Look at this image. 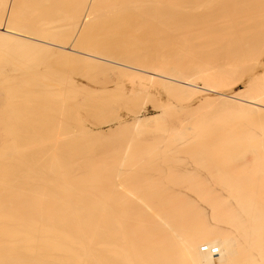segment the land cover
Wrapping results in <instances>:
<instances>
[{
  "label": "bare ground",
  "instance_id": "bare-ground-1",
  "mask_svg": "<svg viewBox=\"0 0 264 264\" xmlns=\"http://www.w3.org/2000/svg\"><path fill=\"white\" fill-rule=\"evenodd\" d=\"M22 1L23 0H0V28L2 27L0 29L2 30L0 31V54H5L2 55V57L10 55L14 51V49L19 48V46L25 47L30 50L32 49L33 52H35L38 51V49L40 51L42 49L49 50L48 47L42 43L45 40L46 43L47 39H49L50 42H53L52 39L53 40L60 39V41L63 39L64 42L66 41V38H68L69 40L70 36L68 37L67 35L64 38L66 32H64V34L63 32H61L62 30L64 31V29L61 28L64 25V23H61L62 25L60 26V29H62L60 31L62 33L61 37L63 35L62 39L59 37L60 32L58 33V31H56L55 28L56 26H58V24L55 25L54 23L55 22L60 23L64 20L69 21L68 19L72 18L74 14L77 15V11L80 8L86 10L85 3L86 1L88 2L89 0H76V1L71 0L70 2L65 0L64 1L37 0L39 2L38 4L39 6L36 4L38 3L37 1L34 3L31 2L32 6L36 5L38 9L40 7L39 11H41V13H39L40 14L39 17L38 16L36 17L37 10H35L36 8H34V6L33 7L30 6V4L25 5L27 6V7L24 6L25 9L28 8V5L31 7V11L32 9H34V12L31 13L35 14L34 16L35 18L32 17L33 16L32 14L30 17H32L34 20L37 19L36 23L40 25V27H43L42 29L39 26H37V24L33 19L31 20L30 18V20L28 19L29 21L26 20L25 17L27 18V15L23 17L25 15L23 14L24 10H21L19 4L24 5V2L26 0H24L23 2ZM125 1L127 0H124L123 2ZM133 1L131 3L132 4L134 3L133 4L134 7L136 6L135 4L138 3L136 7L137 9H139L140 6L142 7L148 6L145 4L148 0H140L139 2L138 0L136 1L133 0ZM162 1L164 0H160L161 3H163ZM170 1L171 0H165L164 3L165 4L166 2L167 4L171 3L172 5L171 4L170 5L172 7L179 0L177 2L176 1L173 2L174 0L171 2ZM189 1L190 0H186L185 3L186 2L188 3ZM192 1L193 0H191L190 2L193 7L194 1L193 3ZM197 1L195 0V2L197 3H199L200 1L203 3L204 0L203 1L197 0ZM104 2L106 5L104 4ZM109 2L112 4L111 1ZM118 2H116L115 8L113 5L114 10L117 13L119 12L126 13L125 11L127 10L126 7H130L131 4L129 3L130 1L128 2V6L127 5L125 6L122 0L120 1L122 3L119 2L120 5H118ZM102 3L104 4L103 6L106 9L109 7V10L110 12H112V14L115 13V11L112 10L113 8L110 6L111 4L109 3L110 5H107L106 0H91L90 5L89 6L86 5L88 6L87 10L89 14L87 15V17L88 16L91 17V14L94 15V17L98 13L101 15L100 12H102L101 10L103 9ZM150 3H149L150 7H148L147 9L149 8L151 9V12L150 9L148 10L151 14L148 12L143 13V15L145 14L149 20L148 21L145 17L146 23L149 24V26L150 25L153 26V23L155 24V22H158L159 24L156 23V26L155 25L153 27L150 26L152 28L151 30L148 27V25L145 23V21L142 20V18L144 19L145 15L142 16L140 14V18L142 17L141 18V21H143L142 24L145 23L144 27L146 26L145 28L147 29L149 28L148 34L153 35L152 36L153 38H149L148 36V40L152 39L156 41L157 46L160 43L165 46L163 47V45L160 44L162 46V50L160 45L158 46V48L159 47L160 48L159 49L157 48L160 52L159 56L161 57V55H163L162 52H164L167 49L166 48L167 45H168L167 46L168 49L170 50L169 46H171L172 43L167 44V42L169 41L168 36H170L171 32L175 33L176 32L175 30H177V28H175V25L177 27L179 22H182V20L178 21L176 19V17L180 19L179 15L175 16V14H179L178 11L180 10L177 9L178 10L177 13H175L174 11V13L171 14V15L174 14L173 16H169L168 14H165L167 12L165 11V13L163 12L161 14V15L165 14V16L162 17L159 16L160 15L159 13H161L165 8L168 9L170 6L165 7L163 10L161 8H156L158 10L159 9L161 10V11L159 10L158 12V10H156L153 5H150ZM187 3L186 6L189 5V3L188 5ZM197 3H195V5L199 9L201 7V11L202 8L204 7L203 8L204 10L202 12L204 13L205 16H207V17L204 16L205 20L206 18L207 20H209V18L211 19V16L209 15L212 16L214 15L213 17L216 19L222 15H225L224 16L225 18L223 17L224 19L227 20L229 18L231 20L230 21L228 19L229 23L224 21V24L228 23L231 25L229 26L231 27L230 33L229 32L228 33L229 35L232 34V36H236L237 38L236 40L239 41L237 42L240 44V47L242 46L243 48H247V47L253 48L254 45V51H253L254 54H258L262 49H264V0H205L204 3H206V5H204V3L203 4L202 3L197 4ZM72 5L73 7H71ZM161 5L163 6V4ZM195 5L194 7H196ZM151 6L153 7V9ZM180 6L179 9H181V7L183 8V6L181 7ZM19 8L21 11L19 10ZM77 8L78 10L76 11ZM186 8L185 10L183 9V11L186 12ZM171 10L170 13L173 12ZM127 11L129 12L130 10L128 9ZM138 11L139 12L142 11V8H140V10ZM152 11H154V13H152ZM205 11H208V13L207 12L205 13ZM105 12L107 14H111L107 10H105ZM130 12L128 14H130ZM20 13L23 15H21ZM154 14H156V16ZM197 14L199 15V12L198 13L196 12V15L195 14L194 15L197 16ZM219 14H220L219 17L215 16ZM19 15H21L22 17ZM102 15L100 17H102V21H103L104 19ZM132 15H137V14L133 13ZM99 16L95 18L99 19ZM180 16L182 19L185 15L180 14ZM186 16L190 17V15L188 14ZM186 16H185V20H188V22L185 21L186 23L189 22L191 23L194 20V18L192 20H190V18L187 19ZM75 17H73V19L77 18ZM168 17L169 19L173 17L172 20H174L175 18V21L173 22L175 25L170 22L171 20L168 21L169 20L167 19ZM197 17H196V21H197ZM213 17H212L213 22H216ZM157 18L160 21H154V20H158ZM165 18L167 20H165ZM90 19L92 20V18ZM97 20L96 22H98ZM150 20L152 21V23ZM176 20L178 22H176ZM203 20L204 19H202L201 21ZM133 21L134 20H132V22ZM136 21L138 23L137 27L134 26L137 25ZM162 21H165V23L164 22L162 23ZM25 22L28 23L30 22V26L32 27L29 26L30 27L29 28ZM92 22H90L91 25H93ZM160 22L163 25L164 24L166 25L164 26L160 25ZM205 22L203 21L202 23H204L205 25ZM213 22L211 21L208 23L209 24L211 23V26H214L213 28H215L216 24L212 25ZM118 23L120 24L121 22ZM129 23L131 24L130 26H132L133 24V27H136L134 28L135 30L138 28L136 31H138L140 28H141L140 30H142L143 28V26H139L140 21H138V19H136L135 22L133 23L131 22ZM53 24L55 25V27ZM66 24H70V23H66ZM97 24L99 28L100 25L99 23ZM169 24L172 25L173 27L172 29H174V31L169 30L171 28V26H167ZM183 24L181 23L180 25H183L186 28L187 26H185L184 21ZM189 24H186L189 27V29L187 27L188 30H190V27L192 26V25L190 26ZM194 24L196 25L195 22L193 23V25ZM103 25L104 24H102V26ZM157 25L162 26L161 29L160 28L158 29L159 26L157 27ZM219 25L222 24L219 23ZM36 26L39 27V29H37ZM211 26L209 25L208 29H211L212 28ZM33 27H35L37 31L34 29V32H32ZM164 27L166 28L168 27L169 29L167 28L166 30V28L164 29ZM198 27L200 26H197V28L195 26L196 29H198ZM205 27L207 28V26ZM226 27L225 29H227ZM237 27H240L242 30L239 28L238 30ZM84 28H86V24ZM183 28L180 29L183 31ZM195 28L191 29V33L193 30L196 31ZM219 28L217 29L219 30ZM232 28L238 30V32L234 29L233 31ZM75 29H77V27ZM134 29L133 31H135ZM217 29L215 30L213 29V30L216 31ZM157 30L158 31L160 30L161 33L160 31L158 33ZM162 30H164L166 33H170L169 35H165L168 39L163 36L165 32L163 31L162 33ZM213 30H211V32ZM231 30L234 33L233 32L231 33ZM143 31H147V30L143 29ZM188 32L190 31H187V33ZM208 32L210 33V31ZM68 33L71 35L70 31H68ZM137 33L138 32H136V34ZM156 33L161 34L158 36L163 37L160 38L161 41L164 40L163 42H165V39H167L168 41L166 40V43H162L159 41L158 43L157 42L158 40H155L157 38V35L154 34ZM181 33L179 34L181 35ZM194 33L192 34L194 38L198 37L197 34L201 35V33L199 32L196 33L197 36L194 35ZM145 34L147 35V33ZM57 35L58 37H56ZM174 35L172 34L171 36L174 37ZM180 35L178 36L180 37ZM210 35H213V33L209 34V36ZM178 36L175 39H177ZM185 36L183 37L185 38ZM188 36L191 37L190 40L194 39L191 35ZM183 37H181L182 39L180 38L179 39L188 41L190 43L189 40H186L187 38L184 39ZM199 37H202V35ZM216 37L214 38L215 40ZM172 39L175 40L174 38ZM218 39H220V37H218ZM63 40L61 42H63ZM143 41L145 42L146 40L144 39ZM192 41L191 43L194 42ZM94 42L93 44L92 43L90 44L95 45ZM146 42L150 44V40ZM205 42L206 41H204V43ZM207 42L210 43L212 41H207ZM217 42L218 41H216V43ZM231 42L235 43L233 39ZM78 43H80V41ZM191 43L188 44L186 42L185 44H188L190 46ZM216 43L214 42L212 43V45ZM218 43L221 44L222 41ZM250 43L251 44L253 43V45L251 46ZM90 44H88V46ZM153 45H152L153 49H151L150 47L149 50L151 53L154 50L153 54L158 55ZM243 45H245L246 47H244ZM83 46H87V44ZM230 46L231 45H228L227 48L229 49ZM240 47L238 46L236 47V49ZM242 47L240 48V50L242 49ZM128 48L129 47H127L126 49ZM130 49H133V47ZM168 49L167 51H165L167 54L164 52V54L166 55H163L164 56L163 61H168L169 59L171 60L172 58L174 59L176 57V56L173 57V55L171 54L172 52L169 54ZM234 49L235 48H233V50ZM94 50L96 51L97 49ZM106 50H108V48H106ZM116 50L115 52L113 50L111 51L112 53L110 57L108 55L110 54V52L106 51L108 53L107 54L108 57L111 58L113 56L112 55L113 52L115 53L116 56L117 54L120 55L121 51L120 53H116ZM128 50L125 52V54L128 52ZM89 51L87 53H89ZM234 51L233 53L236 52ZM250 51L252 52V49ZM97 52H101V50ZM106 52L104 53L102 52V53L106 54ZM87 53L85 56H87L88 59L90 58L91 60H93V62H95L94 61L95 56H93V54L91 55L89 53L90 54L89 55ZM151 53H149V55ZM65 54L68 55L67 53ZM70 54L71 53H69V55ZM168 54L171 57L168 56L169 58H167L168 60H166ZM107 55H106V59H107ZM115 55L112 57V59L117 58L115 57ZM12 56H14L13 53L10 55L8 63H11L12 65H10V67L14 68L18 65L17 64L18 62L16 61L17 59H14L15 56L14 58ZM134 56H136L138 59L136 57L135 59ZM134 56L133 58H131V55H128V58L130 57L129 59H131V61L130 60L125 61L128 59L126 55L125 60H121L122 58H119L120 60L118 62L112 59L109 60V62H111L112 64L127 66V67H129V65H133L134 66L133 68L136 70H139L137 67H141L147 70L150 67H152V65L149 64L150 63L149 58H147L149 63L147 62V59H144L145 55H143L144 57L140 59L138 55H134ZM159 56H152L151 61H153L154 57H155V61L153 63H155L156 60L157 62L162 61V59ZM156 57L159 58L156 59ZM77 58H79L78 55ZM142 59H144L146 63H143ZM210 59H215V58L211 57ZM138 60L140 61V63H138L139 62ZM79 61L81 62V59H79ZM83 62H87V61H85L84 59ZM209 62L210 63H206L207 67H211V69L206 68L208 69V71L206 69H203L204 70L203 73H200L202 71L201 69H200L201 71H197L195 69L194 73L196 74L194 73L191 74L192 77L194 75L193 78H188L186 76L184 78L185 74L180 73L182 76L181 77L176 76L175 78H177V80L174 81H178L180 83L187 84L188 86H193V87H196V85H194L196 81H201L203 87L207 88L210 92H215L217 88L224 87L225 84H227L223 82L224 80L223 77L227 79L228 76H227V72L222 71L224 69L221 70L219 68L221 66L217 67L218 64L214 65L212 63L214 67L220 70V71L217 70L214 71L215 68L212 67L213 65H209L213 61H209ZM87 63H89V61ZM104 65L106 66V64ZM100 67L102 68V66ZM212 69L213 71L210 73ZM196 71L199 73H197ZM224 73H226V75H224ZM8 74H10V72H6L4 76L8 77L9 76ZM27 76H29L28 80L30 81L29 82L30 84L27 82L29 84L27 85L30 86L27 95L23 94V88L22 87L20 88L19 84L16 85L14 83L13 85L15 87L12 88V84H11L10 91L11 94L14 93L15 96L14 94H12L11 97L9 96L4 97L0 92V99H1L0 100V131L3 130L5 132L7 129L8 131H10L11 128H14L11 129L10 131L11 134L10 133L8 134L12 135L13 133L14 135L16 133L18 135V132L20 130L21 132L25 130L24 133L26 134L23 135V133L20 132L22 135L17 136V139L20 136L23 137L26 136V139L23 137L22 138L20 137L19 139L22 140V144L17 146V148L21 146V148H18L20 151L12 150L13 147L15 148V149L13 148L14 150L17 149L16 145L13 146L14 144L13 143L12 144L13 147L10 149V152L12 150L13 152H19L20 154L23 155L24 152L26 153V151L30 150L31 153H34L36 155L34 156V160L31 159L33 162L35 161V164L30 165L31 162H29V164H26V166L29 165L30 168L28 166H27L28 169L26 167H25L26 169L23 168L25 171L21 170L23 166L17 165L19 168H16L17 166L15 165V163L17 164V161L15 159L17 157L13 159V162L10 161L12 162L11 164L14 165V166L12 165V167H14V169L15 168L18 169L17 170L18 172H15L13 171L14 169L12 167L11 168L13 170L9 169L10 167L8 168V170L11 171L10 174L15 176L12 179L17 180V183L16 182L14 183L12 181L10 182L8 180L10 179V177H12V176L10 177L6 176L7 175L6 173L10 175L9 171L6 170L7 172L4 173L3 170L2 171L0 170V173L3 172L4 174H6V175L3 174L4 175L3 176L1 175L2 174L1 173L0 176H2V178L0 177V179L3 178L5 179L6 177L7 178L5 179L6 182L9 181L11 183V184L6 183V185H9L10 187L9 189H7L8 187L4 185L5 182L3 180L0 182V186L3 184V187H1L0 190V197L2 196L1 194L5 192L6 195H8L7 194L8 190L13 189V186L15 184H18V180L21 181L23 179L22 182L24 181L22 185L20 184L21 182L19 181L20 182L19 185L14 186L13 191L15 190V187L16 190H18L17 192H15V194L17 193V198L10 199L11 197L10 195H9L10 197L8 196L7 198L6 195L4 194L3 196L5 198H0V264H211L209 260L207 261L201 260L200 255L198 253V245L201 243L202 237H206V236L207 238H209V240H212L213 242L216 243L217 247L214 248L215 251L214 253L212 252V254H216V251L219 252L218 255L220 257V264H264V142L262 141L264 139L261 140L262 138L261 136L264 137V132H262L264 131V115H262L263 117L258 116L260 117L259 119L257 117L256 119L255 116H253L255 118L256 128L258 129L259 127L260 128L259 131L263 134L260 136L261 138L258 136V138H260L259 139L260 144L256 143L251 145V144L242 143L246 141L248 137H250L251 141L252 139L253 141L257 140L256 137L257 134L256 136L252 135L255 134L254 130L250 136L249 135L246 136L245 132L240 133L238 132V130L236 131V129L233 128L229 129L230 131H227L225 129H221L217 127L214 128L209 127L207 129L200 130L193 136H189L188 131L184 132L185 136L181 135L182 133L177 134V135H181L179 137L181 138L183 137L182 139L184 140L186 139V141L190 140L191 137L192 138L197 137L200 141L203 140L201 141V143L203 142L202 145L199 144L201 147H203L202 149H205L206 143L208 144L206 146V149L203 150V152H201L202 151L201 147L199 148L198 146H196V148L192 147L195 148L193 149V151L191 150L192 154L190 155L193 160L192 161L190 159V161L191 163L192 162L193 163L192 164L188 163L189 164L188 166L191 165L192 167H188L187 165H185L186 162H190L186 160L184 161L185 163L182 162V164H180V166L183 167L179 168L180 166L178 164L181 162V160L179 161V163L178 161L175 160L177 164L175 161H173V163L175 162L173 164L170 161L171 159L174 160V158H168L167 156L164 157L163 155H161L162 153H160V151L157 148L147 147L148 149H146V147L143 148L142 146H138V148L134 150V152L132 153V156L122 159V157H125L127 155L129 150L128 148H130L128 146L125 147V149H123L120 152L121 155L118 160H115L113 162L112 161L107 162L101 169L95 168V165L94 166L88 165L90 167L88 166L80 167L76 161L72 160L73 157L71 156L72 153L70 154V156L69 154L66 153L68 150H74L75 152L78 151L75 149H77V147L79 146L76 145L77 142H75L76 144H74L77 147L72 144L73 143L72 139L74 138H72L73 137L72 135L70 137V135L67 134L69 130H67L64 127V124H66V121H64V119L66 118L65 120H67V124L69 120L67 119L68 116L66 117L64 115H68L70 107L72 106L70 104L71 103L70 101H73L71 100L72 98L71 95H74L73 94L74 90L72 89L73 86L70 84V82H68L71 81L72 79L66 82H65V80H67L66 78L63 81L62 79L60 81L56 79L53 80L54 81L53 83H44L42 79L44 78L42 77L43 75H38L35 73L30 75L28 74ZM134 77L138 78L139 76L134 75ZM221 77H222L221 79L222 81H220ZM14 79L15 77L12 79L13 82ZM69 85H71L72 90L68 88L70 87ZM171 85L170 86L168 85L169 89L170 87H172L169 91L175 92L176 94H180V95L182 93L186 95L193 94L197 91L188 87L179 86L172 83ZM70 91H72V94L70 93ZM242 97L243 95L240 98H235L236 99L235 101H227V102L222 101L221 112L223 114H230V113L254 114L255 113L257 115L259 114L261 115L262 113H264L262 112L264 111V82H256L253 89L249 93H247L243 98ZM22 100L24 101L28 100V101L27 102L25 101L22 104L21 103ZM25 103L26 104L29 103L28 106H26ZM68 104L71 106L68 107ZM51 105L53 108L51 107ZM73 105L75 106V104ZM47 107H49L47 110L48 112L45 114L46 111L44 110ZM27 110L30 111L27 112L28 115L26 114ZM256 112H258L259 114ZM29 113H30V117L26 118L25 116H29ZM48 114H50V116L52 115L49 118V120H47ZM36 115L38 116V118H35ZM69 115L71 117V114ZM62 116L65 118H63ZM61 117L65 123L62 122ZM141 122L142 121L139 120L135 123V125H139ZM65 126L67 127V125ZM69 126H71V124ZM15 127H18L17 128L18 131L15 130ZM2 133L3 132H1L0 134V139L3 141L2 142L0 140L1 152H3V150L6 149V148L2 149L3 148L2 145H4L7 142V139L12 138V137L8 138V136L10 135L6 134L7 133L6 132L4 133L5 134L4 137L5 142H4L2 138L3 136ZM31 133L32 134L37 133L35 136L36 139L33 137L34 135L33 136L31 135ZM37 136H40L39 142H36L38 141ZM201 137H203V139ZM15 138L16 137H14L13 139ZM29 138L33 142H30ZM65 138L69 139V142H66L67 145H65L66 143L62 142L63 139L65 140ZM23 140L25 145H23ZM204 140L205 141L207 140V142H205ZM16 143L18 144L19 142L17 141ZM10 146L8 147L10 148ZM23 146L24 147L27 146V149L25 148L24 150V148H22ZM66 147L69 149H67ZM65 148L67 149V151ZM192 148L190 147L189 150ZM197 148L199 151L197 150ZM39 149H43V151H40ZM6 150L9 152L8 149ZM34 150H39V151H37V153L32 152ZM7 151L5 154L4 151L0 155L2 156L3 154L6 155L8 153ZM40 152L43 154H41ZM38 153L40 154V157H38L39 156ZM75 154L77 155V153ZM31 157H33L32 154ZM160 159L163 165L165 163V166H167V167L164 166L163 167L164 169H162L163 166L162 163L159 164V162H161ZM25 160L27 161L30 159H25ZM18 161L20 162V160ZM153 162L155 163V165L156 162L158 163L159 169L158 168L156 169L157 166L154 167ZM6 163L10 164L8 162ZM20 163L22 164V161ZM108 163L110 164L108 165ZM201 166L205 169H203ZM149 167L151 169L153 168V170H151ZM200 167L202 171L200 170ZM165 168H167V170L165 173H163L165 171ZM26 170L28 172H26ZM157 170L159 171L157 172ZM199 170L201 172L206 170L204 174L208 175L206 178L208 182L207 180L204 179L206 175L205 176L201 175L200 180L204 179L203 181H206L207 183L205 182L202 184L203 181L202 182L198 181V184H194V182L197 181L198 177H200V174H202L200 173ZM30 171L31 174L33 173L32 174L33 177L31 175H29V177L31 176L30 178L25 177V174L26 176H28L27 174H30ZM153 171H156V173H154ZM97 172L102 173L103 175L101 174V176L103 177L101 178V176H99L100 174H98L96 177L95 173ZM197 174L199 176L196 179L194 178L195 181H192L193 180L192 177L197 176ZM16 175L17 176L20 175V176L16 178ZM211 177L214 178V180H212ZM26 178L27 180H24ZM31 178H33L34 180ZM97 178H99L101 181L98 180ZM191 178H192L191 181L193 183L188 182ZM29 179L32 180L33 182L30 181ZM184 180H186V182ZM209 180L210 181L212 180L214 182L209 183L210 182ZM28 181H30L32 184H30ZM25 182H28L26 184L27 188H29L28 184L33 186L32 187L29 185L30 186L29 189L33 190V191L29 190L33 192V193L30 192L32 194V195L30 194L32 196L31 199L30 198L27 199V196H29V194L28 195L24 194L26 196L25 199L24 197L21 198L23 193L22 195H19L20 197H18V192L20 191V189H22L21 187H23L21 191L27 190L24 189L26 188L24 187L25 185H23L25 184ZM182 182L183 183L188 182L189 184L188 183L187 184L189 186H187L186 184H184L183 187L182 185H178L180 183L183 184ZM117 184H119V186L121 187L118 193L116 191ZM10 192L14 193L12 192V190H10L8 193ZM15 194L14 196L13 194H11L12 197H15L16 196ZM96 195L98 198L96 197Z\"/></svg>",
  "mask_w": 264,
  "mask_h": 264
},
{
  "label": "rangeland",
  "instance_id": "rangeland-1",
  "mask_svg": "<svg viewBox=\"0 0 264 264\" xmlns=\"http://www.w3.org/2000/svg\"><path fill=\"white\" fill-rule=\"evenodd\" d=\"M36 1L37 0H26L24 2V5L19 4V7H21V10H24L23 14H25V15L23 17H25L27 15V18L25 17L26 20H28V19L30 20V18L32 20L33 19L32 17L35 16L34 13H31V12H34V9H32V11H31V7L30 6H32L31 4L36 2ZM65 1H69L70 2L71 0H65ZM90 1L91 0H89L88 2L86 1V3H85L86 10L83 9V8L82 9L80 8L81 10L80 9L78 10V8H77L76 11L77 10L79 11V12L77 11V15L74 14V16H72V18L68 19L69 21H67V20L65 21L64 20L66 23H70V24H66L64 21H62L60 23L55 22L54 23L55 25L58 24V26H56V27L53 24L54 27L56 28V31H58V33L62 29H64V31L62 30L61 32H63V34H64V32H66V34L64 35V38L68 35V37L70 36L69 40H68V38H66V41L64 42V40L62 39L63 35L61 37L62 33L60 32L59 33V35H60L59 37L63 40V42H61L62 40L60 41V39L59 40H56V39L53 40L52 39L53 42H50V40L47 39L48 43L47 42L45 43L46 40L44 42H42L43 44H45L48 47L49 50H47V49L43 50L42 49L40 51L38 49V51L33 52L32 49L30 50V49H27L25 47H20L19 46V48L14 49V51L12 50L13 51L12 53L14 54L15 58H14V56H12V57L14 59H17L16 61L18 62L17 63L18 65L16 67H14V68L10 67V65H12L11 63H8L9 57H10V55L12 53L10 55H8V56H5V57H2V55H5V54H0V92L2 93V95L4 97L5 96L11 97L12 94H14V93L11 94V91H10L11 90V87H10L11 84H12V88L15 87L13 85V83L16 84V85L19 84L20 85L19 87L23 88V94L27 95L28 91L30 89V86H28L30 84L29 83L30 81L28 80L29 76H27L28 74L30 75V74H35L36 73L38 75H43L42 77H44V78H42V79H43L44 83H53L54 82L53 80H56V79H58L59 81L62 79V81H63L66 78L67 80H65V82L72 79L71 81H68V82H70V84L73 86L72 89L74 91L75 90L76 91L75 92L73 91L74 95H71L72 96L71 100H73V101H70L71 102L70 104L72 106L68 104V107L71 106L70 110L68 109L69 113H68V115H64L66 117L67 116L70 117L69 114H71L70 118L67 117V119H69L68 120V124H67V120H65L66 118L63 117V116L62 117L65 118L64 121H66V124H64V127L67 130H69V132L68 133L66 132V133L68 135H70V137L72 135L73 136L72 138H74V139L71 138L73 140V143L72 142L71 143L74 145V144H76L75 142H77L76 145H79L80 149H79V146L77 147L76 145H74V146L77 147V149H75V150H78V151H76V152L74 150H68L67 151V149H69L67 147H66L67 149L65 148L67 152L65 150L64 151L67 154H69V156L72 153L71 156L74 157V158L72 157V160L76 161L80 167H85V166H88V165H93V166L95 165V168L101 169L107 162H109V161L113 162L115 160H118L120 155H121L120 152L123 149H125V147H127V146L130 147V148H128L129 150H128L127 155L125 157H122V159H125V158H128V157L132 156V153L134 152V150H136L138 148V146H142L143 148L146 147V149H148L150 147L151 148L155 147V148H157L160 151V153H162L161 155H163L164 157L167 156L168 158H174V160L171 159V161L168 159L171 163H173V161H175V160L178 161V163H179V161L181 160V162L178 164L180 166V164H182V162H184L186 160L190 161V159L192 160V157L190 155L192 154L193 149H195L196 146H198V148L201 147L200 145H202V143H203V142L201 143V141H203V140L200 141L197 137H193V138L191 137L190 140L186 141V139L184 140V139H182L183 137L181 138L179 136H181V135L185 136V134H184L185 131L189 132V136H193L198 131L203 130V129H207L209 127L210 128L211 127L212 128L217 127V128L225 129L227 131H230L229 129L233 128V129H236V131L238 130V132H240V133H244L245 132L246 136L247 135L250 136L253 133V130H254L255 134H252V135L256 136V134H257V136H256L257 140L254 139L255 141H253V139H252V141H251L250 137H248V139L246 141L242 142L243 144H251L252 145V144L259 143L260 142L259 139L261 137H262L261 140L264 139V137L261 136L263 134L259 131L260 128L259 127H258V129L256 128V122H255V118L257 117L259 119L260 117H258V116H262V115H264V113H262L260 115L259 114L260 111H259V113L256 112V113L259 114V115H257L255 113L254 114H241V113H238V114H236V113L223 114L221 112V109H222V107H221L222 104L221 103H222V101L223 102L235 101L236 100L235 98H240L242 95L244 97L247 93H249L253 89V87L255 86L256 82H264V49H262L260 51V53L254 54L253 53L254 45H253V43L252 44L250 43L251 46L253 45V48L252 47L243 48L241 46L242 49L240 50L241 47H240V44L238 43L239 41L236 40L237 39L236 36H232V34L229 35L230 28H231V27H229L231 25L228 24L229 23L228 22L229 18L226 20V19H224L225 15L220 16V14H219V15H215V16H218V17L220 16L217 19L213 17L214 15L213 16L209 15V16H211V19L213 17L216 22H213V19L211 20L210 18H209V20H207V18L205 20V18H204L205 15L202 12L204 10L203 9L204 7L202 8V11H201V7L199 5L198 6L200 7V9L197 8V6L195 5V3L198 2L197 0H196L197 2H195V0H193L194 1V5L196 6V7H194V5H193L194 8L191 5V2H190L191 0L189 1L190 3L188 2L189 5L186 2L189 7L191 6L190 8L188 6H186V3H185L186 0H184V1L183 0H179V1L178 0H174V1L171 0L173 2H175V1L177 2L178 1L172 7H171V5H172L171 3L167 4V2H169V1L166 2V4H167L166 5L164 3L165 0L162 1L163 3H161L160 0H158V1L157 0L156 1L155 0H148L147 2L145 1L146 2L145 4L148 5V6L145 7L144 4H143L144 7L140 6L139 9L136 8L137 5H138L137 2H135L137 4H135L136 6L134 7L133 6L134 3L133 4L131 3L133 0H129L130 2L127 0L129 3H131L130 7H126L127 10L129 9L131 11V12L129 11L130 14H128L129 12L127 10H125L126 13H123L122 11H121L122 13H120V12L117 13L114 10V8L116 7V2H118L119 0H116V1L106 0L107 5L111 4L109 1L112 2V4L110 6L113 8V5H114V8L112 10H114L115 13L112 14V12H110V10H109V7L106 9L103 6L105 4V2H104V4L102 3L103 9L101 10L102 12H100L101 15L103 14L102 16H103L104 20L102 21V17H100L101 15L99 13L98 14L100 16L98 14H96V16H95V17L99 16V19L95 18L94 15H92V14H91V17L90 16L87 17V15H89L87 7L90 5ZM123 1L124 0H122V2ZM127 1L123 2V4L125 6L126 5L128 6V2ZM139 1L140 0H138V2ZM153 1L156 2V3H154ZM193 1H192V3H193ZM204 1H203V3H204ZM119 2H118V5H120V3H122V2H120V3ZM150 2H153V3H150ZM182 2L185 3V4H183ZM149 3H150V5H153L155 9L156 8H161L163 10L165 7H168V6H170L168 9L171 10V8H172L171 11H173V12H171V13H170V10H168L167 8H165L161 13H159L160 14L159 16H162V17H164L165 14H168L169 16H173L174 14L173 15H171V14L174 13V11H175V13H177V11L180 10V11H178L179 14H175V16L179 15V17H180V19H178L176 17V19L178 21L182 20V22H179V24L176 23V24H178L177 27L173 23L175 21V18H174V20H172L173 17L170 18V19H169V17L167 18V19H169L168 21L171 20L170 22L175 25V28H177V30H175L176 32L173 33L171 31H168V32H171V34H170V33H166L164 30H162V33H163V31L165 32V34L163 35L164 37H166L165 35H169L170 34V36H168L169 39L166 37L169 41L167 39H165V42H163L164 40H162V41L160 40V38H163L162 36H158V35H161V34H158L160 30L159 31L157 30L158 33L154 34V35H157L158 39L157 38L156 39L154 38V39L158 40L157 41L158 43H159V41L162 42V43H166V40L168 41L167 44L168 43L169 44L172 43L171 46H169L170 50L167 47L168 45L166 46V48L169 50V54L172 52L171 54L173 55V57L176 56L174 59L172 58L171 60L170 59L168 60L167 58H169L168 56H170L168 54L167 57L165 56L166 60H168V61H163V59H164L163 55L167 54L165 52V51H167V49L164 51L166 54H164V52L161 51L163 53V55H161V57H160L159 56L160 52L158 50L160 47L158 48V46L161 43L157 46L156 41H154L152 39H149L150 40V44H148L146 42V41H149L148 40V36H149V38H153L152 37L153 35H149L148 34L149 33V31H148L149 28L152 30L151 27H153L154 25L156 26V23H158V22H155V24L153 23V26L150 25L151 27L149 26V24L146 23V19L148 20V18L146 17L145 14H144L145 15L144 16L143 13L144 12H148V13L151 12L150 8H149L150 12L148 11L149 9H147L148 7H150ZM199 3H202V2L200 1ZM199 3H197V4H199ZM27 4H30V6L28 5V8L25 9V7H27L25 5H27ZM36 4L38 5L39 2L36 3ZM161 4H163V6ZM86 5H88V6H86ZM118 5H117V8H118ZM139 5H140V3H139ZM178 5L179 6L180 5L183 6V8L180 6L181 9H179ZM204 5H206V3H204ZM33 6H34V8H36L35 10H37V12L35 11L38 14V15L36 14V17L37 16L39 17V15H40L39 13H41V11H39L40 7L38 9L36 5H33ZM40 6H41V4H40ZM23 7H24V9H23ZM71 7H73V5ZM111 7H110V9H111ZM186 7H188V8H186ZM140 8H142V11H140L141 13L138 11V10H140ZM175 8H176V10H175ZM185 8H186V12L183 11V9L185 10ZM152 9H153V7H152ZM19 10H20V8H19ZM105 10H107L111 14H107L105 12ZM156 10H158V9H156ZM159 10H158V12H159ZM193 10H194V12H193ZM165 11H167V12L165 13ZM181 11H183V12H181ZM188 11H191L192 13L188 12ZM138 12H139V14H138ZM155 12H157V11H155ZM163 12L165 14L161 15ZM196 12L197 13L199 12V15L197 14L198 17L195 16ZM206 12L208 13V11H205V13ZM133 13H135L137 15H132ZM152 13H154V11H152ZM23 14H21V15H23ZM31 14L33 15L32 17H30ZM140 14L142 16H144V19L142 17L141 18L148 25V27H149L148 29L145 28L146 26L144 27L145 23L142 24L143 21H141ZM156 14H154V15L156 16ZM180 14L181 15H185V16L187 14L190 15V17L186 16V18L187 19L190 18V20H192L194 18V20L192 22L193 23L195 22L196 25L195 24L193 25L192 22L191 23L189 22L190 24L186 23L185 21L188 22V20H185V16L184 17L182 16L183 18L181 19ZM192 14H193V16H192ZM209 14H211V13H209ZM21 15H19V16H21ZM28 15H29V18H28ZM73 17H75L76 19H73ZM119 17H122V18H119ZM145 17H146V19H145ZM196 17H197V21H196ZM205 17H207V16H205ZM226 17H227V15H226ZM90 18H92V20ZM136 19H138V21H140L141 25L139 24V26H143L142 30H140L141 29L140 27H139L140 29L138 31H136L138 28L136 30L134 29V28H136L138 26L137 21H136L137 25H134L136 27H133V24H132V26H130L131 24L129 22L133 23V22H135ZM167 19L165 18V20H167ZM202 19H204L203 20L204 22L206 21L205 25H204V23H202L203 22V21H201ZM26 20H24V21H26ZM36 20L37 19L34 20L35 23H36ZM86 20L88 21V23L90 25L87 23ZM96 20L98 22H96ZM132 20H134V21L132 22ZM177 20H176V22H178ZM34 21H33V23H34ZM101 21H102V23H101ZM154 21H160V20L158 19V20H154ZM183 21L185 23V26L188 27V25H186V24H189L190 26L192 25L193 27L191 26L190 30H188L189 27L187 29V27L185 28L183 26L184 25ZM211 21L213 22L212 25L216 24L215 28H213L214 26H211V23L210 24L208 23V22H211ZM224 21L228 22V23L224 24ZM90 22H92L93 25H91ZM111 22L114 25H112ZM118 22H121L122 24L121 23L119 24ZM163 22L165 23V21H162V23ZM25 23H26V25H28V27L30 26V22L29 23L25 22ZM61 23H64V25H65V26L63 25L61 27L62 29H60V26L62 25ZM97 23H99V25H100L99 28H98V24ZM107 23H109V24H107ZM151 23H152V21H151ZM162 23L160 22V25H163ZM181 23L183 25H180ZM217 23H218V25H219V23L222 24V25L218 26ZM85 24H86V28H84ZM102 24H104V25L102 26ZM125 24H127V25H125ZM170 24L167 25V26H171V28L170 29L168 27L167 28L169 30H173L174 31V29H172L173 28L172 25H170ZM199 24H201L202 26L199 25ZM66 25H67V27H66ZM164 25H166V24H164ZM209 25L212 27L211 29H208ZM37 26L40 27V25H38V24H37ZM88 26H89V28H88ZM124 26H126V27H124ZM158 26L159 25H157V27ZM180 26H182V27H180ZM195 26H196V28H197V26H200V27H198V29H196ZM205 26H207V28ZM30 27H32V26H30ZM39 27H37V29H39ZM76 27H77V29H75ZM132 27H133V29L136 32H138L137 34H136L135 31H133ZM157 27H156V29H157ZM161 27L162 26H159L158 29L159 28L161 29ZM225 27L227 29L229 27L228 31H227V29H225ZM40 28L42 29L43 27H40ZM165 28L166 27H164V29ZM167 28H166V30H167ZM180 28H183V31ZM192 28L193 29L195 28L196 31L193 30L192 33H191V29ZM217 28H219V30ZM238 28L241 29L240 27H237V29ZM32 29H33V31L31 29L30 30L32 32H34L35 27H33ZM143 29H146L148 32L147 31H143ZM213 29L214 30L217 29L218 31L217 30L214 31ZM233 29L234 28H232V30ZM151 30H150V32H151ZM211 30H213V31L211 32ZM232 30H231V33L234 30H236V29H234L233 31ZM238 30H236V31L238 32ZM0 31H2V30H0ZM68 31L71 32V35L68 33ZM141 31H143V32H141ZM154 31H156V30H154ZM187 31H190V32L187 33ZM208 31H210V33ZM178 32L179 33L182 32L181 35ZM184 32H185V34H184ZM197 32L201 33L202 37H199L201 35L197 34L198 37L194 38L192 34L194 33V35H196ZM214 32L215 33L217 32L218 35H217V33L215 34ZM58 33H56V34H58ZM145 33H147V35ZM160 33H161V31H160ZM211 33H213V35H210L211 36L210 37L209 34H211ZM226 33H227V35H226ZM172 34L173 35L175 34L174 37L171 36ZM82 35H83L84 38L82 37ZM178 35H180V37ZM188 35H191L194 38V39H192L194 42L192 40H190L191 37L188 36ZM228 35H229V37H228ZM177 36H178V38L175 39ZM183 36H185V38ZM223 36L226 37V38H224ZM56 37H58V35ZM171 37L174 38L175 40H173ZM181 37H183L184 39L187 38L186 40H189L190 43L192 41L193 43H191V45L189 46L188 44H190V43L188 41H185V40H180V39H182ZM215 37H216V40L214 39ZM218 37H220V39H218ZM70 38H71V40H70ZM144 39L146 40L145 42L143 41ZM170 39H172V40H170ZM213 39H214V41H213ZM232 39H233V41H235V43L231 42ZM88 40H89V42H88ZM223 40H226V41H223ZM79 41H80V43H78ZM173 41H175V42H173ZM182 41H184V42H182ZM204 41H206L205 43H207V44H205ZM207 41H212V42H210L211 43L210 44ZM216 41H218V42L222 41V43L220 44V43L217 42L219 44L218 45L216 43ZM93 42L95 43V45H92ZM186 42L188 44H185ZM214 42L217 45L216 44L212 45V43H214ZM229 42H231L232 44L229 43ZM49 43H52V44H49ZM73 43H75V44H73ZM90 43H92V44H90ZM151 43H153L154 45L151 44ZM202 43H204V44H202ZM85 44H87V46H88V44H90V45L88 47L87 46H83ZM233 44H234V46H233ZM152 45L154 46V48L157 51L158 55H156V54L154 55L153 54L154 50L152 51V53L150 52L149 48L151 47V49H153ZM161 45H163V44H161ZM228 45H231L232 47L230 46L229 49H228L227 48ZM238 46L240 48L236 49V47H238ZM243 46L246 47L245 45H243ZM127 47H129L128 49L130 50V53H129V50L126 49ZM132 47H133V49H130ZM163 47H165V46L163 45ZM83 48H85V49H83ZM106 48H108V50H106ZM225 48H227L228 50L225 49ZM233 48H235L234 50L236 52L233 50ZM249 48L252 49V52L250 51L251 49H249ZM94 49H97V50L95 51ZM116 49L118 50V52H117ZM171 49H173V50H171ZM184 49H186V50H184ZM92 50H94V51H92ZM100 50H101V52H97V51H100ZM112 50L114 52L116 50V53H120V51H121L120 55L117 54V56H116L114 52L112 54L113 56L115 55V57H117L118 59L117 58H115V59L113 58L112 59L113 56L111 58H109L111 56V53H112L111 51ZM127 50H128V52L125 54V52ZM161 50H162V46H161ZM242 50L243 51L245 50L244 51L245 53ZM88 51H89V53L91 55L93 54V56H95V58H94L95 62H93V60H91L90 58L88 59L87 56H85ZM106 51L110 52V54H108ZM233 51L235 53H233ZM247 51H248V53H247ZM64 52L67 53L68 55H66ZM102 52L103 53L106 52V54H103ZM193 52L197 53V54H194ZM227 52H230V53H227ZM62 53H64V54H62ZM69 53H71V54L69 55ZM89 53H87V54H89ZM149 53H151L150 54L151 56L149 55ZM174 53H176V54H174ZM107 54L109 55V57H108ZM77 55H78L79 58H77ZM106 55H107V59H106ZM118 55H119V57H118ZM124 55L125 56L127 55V58H128V55H131V58H133L134 55H138L139 59L143 58L144 57L143 55H145L144 59L149 58L150 63H149L148 59H147V62L149 64H151L152 67H150L148 70L144 69V68H141V67H137L139 70H136V69L133 68L134 67L133 65H129V67H127V66H120V65L112 64L111 62H109V60H111V59L114 60V61H117V62L120 60L119 58H122L121 60H125L126 58H125ZM140 55H141V57H140ZM66 56H67V58H66ZM83 56H84V58H83ZM152 56H159L162 59V61L157 62V60H156V62L153 63L155 61V57H154L153 61H151V57ZM208 56H211L212 58H215V59H210L211 57H208ZM135 57L136 56H134V58ZM159 57H156V59L159 58ZM75 58H77V59H75ZM129 58L127 60H125V61H128V60L131 61V59H129ZM79 59H81V62H83L84 59H85V61H87V62L89 61V63H87V62L81 63L79 61ZM101 59H103V60H101ZM144 59H142V62L146 63ZM161 59H158V60H161ZM90 60H91V62H90ZM207 60L213 61L209 65H213V64L217 65L218 64L217 67L221 66L219 68L221 70L224 69L222 71L227 72V76H228V77L226 76L227 79L225 77H223L224 78L223 82L227 83V84H225L224 87H219V88L216 89L215 92H210L207 88L203 87V84H202L201 81H196L195 84H194L198 88L193 87V86H188L187 84H183V83H180L178 81H174V80H177V78H175L176 76H178V77L182 76L180 73L185 74L184 78H185V76L188 77V78H193L194 75L192 77L191 74L194 73L195 69L197 71H201L202 70L200 73H203V71H204L203 69H206V68H208V69L210 68L211 69V67H207L206 63H210ZM99 61H101L102 63L99 62ZM138 61H136V62H138ZM77 62H78V64H77ZM79 63H81V64H79ZM138 63H140V61ZM104 64H106V66ZM94 65H95V67H94ZM214 65L212 67H214ZM100 66H102V68ZM214 68H213L214 71L215 70L220 71V70H218V68H216V67H214ZM208 69H206V70L208 71ZM213 69L211 71L209 70L210 73L213 71ZM6 72H10V74H8L9 75L8 77L4 76V74H6ZM197 73H199V72H197ZM194 74H196V73H194ZM134 75L135 76H139V77L136 78V77H134ZM224 75H226V73H224ZM14 77H15V79H14V82H13L12 79ZM221 79H222V77L220 78V81H222ZM165 83H167L169 86L172 83V84H176V85H179V86L188 87V88H191V89H194V90H197V91L195 93H193V94L186 95V94L182 93L180 95V94H176L175 92L169 91L172 87H170V89H169L168 85L165 84ZM71 85H69L70 87H68L70 90H72L71 89ZM70 93L72 94V91H70ZM75 95H76V97H75ZM14 96H15V94H14ZM25 99H27V98H25ZM22 101H21V103L23 104L26 100L25 101L22 100ZM72 102H73V104H75V106L72 104ZM28 104H26V106H28ZM51 107H52V105H51ZM48 108L49 107H47L44 110V111H46L45 114L48 112L47 111ZM72 108H74L75 110L72 109ZM27 112H30V111L27 110L26 114H27ZM262 112H264V111H262ZM73 115H74V117H73ZM48 116H47L48 119L46 118L47 120H49V118L51 117L50 114H48ZM253 116H255V118ZM25 117L26 118L30 117V113H29V116H25ZM62 117H61V120H62V122H64ZM35 118H38V116L36 115ZM139 120H141L142 122L139 125H135V123L137 121H139ZM70 124H71V126H69ZM65 125H67V127ZM257 126H258V124H257ZM17 128L18 127H15L16 131H18ZM11 129H14V128H11ZM11 129H10V131H11ZM10 131H8V129L5 132L3 130L0 131V134H1V132H3L2 133L3 140H4V137H5L4 133L7 132L6 134H8V133H10ZM14 131H12V132H14ZM24 131L25 130H23V132H21V130H20L18 132V135H22L21 133H23V135H26L24 133ZM261 131H262V129H261ZM262 132H264V131H262ZM69 133H71V134H69ZM179 133H182V134L181 135H177ZM10 134H8V135H10ZM36 134H32L31 133L32 136L34 135L33 136L34 138H35ZM8 135H6V136H8ZM12 135H13V133H12ZM12 135L8 136V138L9 137H12V138L7 139V142H6L7 144L3 143L5 146L2 145V147H3L2 149L6 148V149L9 150V152H10V149L13 146L16 145V148H17V146L22 144V140H19V139H20V137L22 138L23 136H20L17 139L18 135L16 133L14 134L15 136L14 135L12 136ZM258 136L259 137L261 136V137L258 138ZM14 137H16V138L13 139ZM39 137L40 136H37V140L38 141L35 140L36 142L40 141ZM23 138L26 139V136L23 137ZM201 138L203 139V137H201ZM12 139H13V142H12ZM29 140H30V142H33V141H31L30 138H29ZM17 141L19 143L20 142L21 143L17 144L16 143ZM262 141L264 142V140H262ZM4 142H5V140H4ZM62 142L63 143L69 142V139L65 138V140L63 139ZM205 142H207V140ZM12 144H13V146H12ZM23 145H25L24 144V140H23ZM65 145H67V143ZM68 145H69V143H68ZM205 145L207 146L208 144L206 143ZM8 146H10V148ZM206 146H205V149H206ZM190 147L191 148L195 147V148H192V149L189 150ZM13 148H12L13 151H20L18 148H21V146L18 147L16 150H14L15 148L14 149ZM22 148H24V150H25V148L27 149V146L26 147L23 146ZM198 148H197V150H198ZM202 148L203 147H201V149ZM0 149H1V147H0ZM6 149L3 150V152L5 151L4 154L7 151ZM173 149L174 150L176 149L175 150L176 152ZM205 149H202L201 152H203V150H205ZM12 150H11L10 153L7 151L8 153L6 155H4V154H3V156L0 155L1 156L0 162L2 163V164L0 163V165H1L0 170L1 171L3 170L4 173L9 171V174H10L11 171L8 170L9 167H10L9 169H11V170L14 169V167H12L13 164H11V163L13 162V159H15L16 157L17 158L15 160L17 161V164L15 163L16 161L14 163H15L16 166L17 165L18 166L19 165L23 166L21 168V170H24L23 168H25V167L27 168V166L30 168L29 165L26 166V164H29V162H31L30 165L35 164V161L33 162L32 160H34V156H36V155L34 153H31L30 150L26 151V153L24 152V154H25V155L23 154L24 156L22 154H20L19 152H13ZM39 150L43 151V149H39ZM39 150H34L32 152H36L37 153V151H39ZM84 150H86V151H84ZM22 151H21V153H22ZM3 152L0 151V154L3 153ZM66 153H65V155H66ZM73 153H74V155H73ZM75 153H77V155ZM31 154H32L33 157H31ZM41 154H43V153H41ZM14 155H16V156H14ZM19 155H20V158H19ZM28 155H29V158H28ZM38 155H39L38 157H40L39 153H38ZM38 157H37V159H38ZM10 159H12V160H10ZM17 159L20 160V162L22 161V164ZM25 159H30V160L32 159V160L31 161L30 160L26 161ZM35 159H36V157H35ZM7 160H9V161H7ZM10 161H12V162H10ZM160 161H161V159H160ZM6 162H8L10 164H7ZM161 163H162V161L159 162V164H161ZM186 163H185V165L188 166L189 165L188 163L192 164L193 162L191 163V161H190V162H186ZM109 164L110 163H108V165ZM176 164H177V162H176ZM5 165H6V167H5ZM150 165H151V163H150ZM153 165H154V167L157 166L156 169L159 167L157 162H156V165H155V163ZM162 165H163V163H162ZM2 166H3V168H2ZM18 166L16 168H19ZM164 166H165V163L162 166V169H164L163 168ZM88 167H90V166H88ZM165 167H167V166H165ZM181 167H183V166H180L179 168H181ZM188 167H192V166L190 165ZM201 167H200V170L202 171ZM4 168H5V170H4ZM15 169L13 171L18 172L17 171L18 169H16V170ZM203 169H205V168H203ZM91 170H92V168H91ZM91 170H89V171H91ZM151 170H153V168ZM166 170H167V168H165V171L163 170L164 171L163 173H165ZM13 171H12V173H13ZM158 171L159 170H157V172ZM201 171H200V173H202V174L198 173V174H200V177H198L199 176L198 174H197V176H195L196 175V173H195V175H194L195 177H192L193 180L191 178L188 182L189 183L190 182L193 183L192 181H195L194 178L196 179L197 177H198L199 180L197 179V181H195L197 183L194 182V184H198V181L202 182L204 179L207 180L206 178H207L208 175L204 174L206 172V170L203 171V172H201ZM3 172H1L2 174L1 173L0 174L3 175L4 174ZM26 172H28V171L26 170ZM153 172L156 173V171H153ZM6 174H4V175L9 176V177L12 176V177H10L11 180L8 179L10 182L12 181L14 183L15 182L17 183V180H13L12 179L13 177H15L14 175H12V174L8 175V173H6ZM32 174H31V171H30V174H27L28 176H26V174H25V177H29V175L32 176ZM95 174H96L95 176L97 177L98 174H100L99 176H101L102 173L97 172ZM201 175L202 176L206 175L203 180H200L201 179ZM19 176L20 175H18V176L16 175V178H18ZM0 177L2 178V176H0ZM102 177L103 176H101V178ZM5 179H7V178L5 177ZM5 179L4 178L0 179V182L3 180L5 182V183L2 182V183H4V185H6V183H10L9 181L6 182ZM31 179H33V178H31ZM97 179L100 180L99 178H97ZM211 179L214 180V178H212V177H211ZM22 180L21 181L18 180V184H15V185L18 186L20 182H21L20 184L22 185V183L24 182V181L22 182ZM24 180H27V178L24 179ZM212 180L211 181L209 180L210 181L209 183L214 182ZM30 181H32V180H30ZM30 181H28V182L30 184H32ZM184 181L186 182V180H184ZM28 182H25V184H23V185H25L24 187H26L24 189H27L28 191L27 190L26 191L25 190L21 191L23 189V187L20 186L22 189H20V191L18 192V197H20L19 195H22V193H23L21 198L24 197V199H25V197H26L25 195L29 194V196H27V199L28 198L31 199V197H32L31 193H33L31 191H33V190L29 189L30 186H32L30 184H28L29 188H27L26 184ZM205 182L206 181H203L202 184L205 183ZM207 182H208V180H207ZM14 183H12V184H14ZM187 183H183V184L180 183L178 185H182V187H183V185L186 184L187 186H189L188 185L189 183L188 184ZM199 184H201V183H199ZM186 185H185V187H186ZM6 186L8 187L7 189L10 188L9 185H6ZM14 186H13V189H14ZM1 187H3V184L0 186V190H1ZM13 189H10V190H12V192H14V193H11V192L10 193L13 194V196H14L15 192H17L18 190H16V187H15L14 191H13ZM119 189H121V187L119 186V184H117V188H116L117 193H118ZM10 190H8V192ZM29 190H31V191H29ZM5 191H6V189H5ZM99 191H101V190H99ZM8 192H7L8 195H6V192L3 193L4 195H6L7 198H8L9 195L11 196V197L9 196L10 199L11 198H17V193L15 194L16 195L15 197H12V195L10 193H8ZM3 194H1L2 196L0 198H5L3 196ZM93 196H95V195H93ZM96 197H97V195H96ZM216 247H217L216 243L213 242L212 240H209V238H207V236L206 237H202L201 243L198 245V253L200 255L201 260H203V261L209 260L211 262V264H220V257L218 255L219 252L216 251V254H212V252L215 251L214 248H216ZM203 250H205V251H203Z\"/></svg>",
  "mask_w": 264,
  "mask_h": 264
},
{
  "label": "built area",
  "instance_id": "built-area-1",
  "mask_svg": "<svg viewBox=\"0 0 264 264\" xmlns=\"http://www.w3.org/2000/svg\"><path fill=\"white\" fill-rule=\"evenodd\" d=\"M213 253H214V251H213Z\"/></svg>",
  "mask_w": 264,
  "mask_h": 264
}]
</instances>
